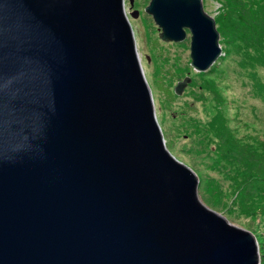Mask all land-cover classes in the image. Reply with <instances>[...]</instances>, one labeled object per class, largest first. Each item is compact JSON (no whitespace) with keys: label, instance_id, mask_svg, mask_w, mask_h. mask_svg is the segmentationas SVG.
Returning a JSON list of instances; mask_svg holds the SVG:
<instances>
[{"label":"water","instance_id":"obj_1","mask_svg":"<svg viewBox=\"0 0 264 264\" xmlns=\"http://www.w3.org/2000/svg\"><path fill=\"white\" fill-rule=\"evenodd\" d=\"M124 4L0 0V264H259L165 150ZM145 11L196 71L221 55L202 0Z\"/></svg>","mask_w":264,"mask_h":264},{"label":"rangeland","instance_id":"obj_2","mask_svg":"<svg viewBox=\"0 0 264 264\" xmlns=\"http://www.w3.org/2000/svg\"><path fill=\"white\" fill-rule=\"evenodd\" d=\"M149 1L125 0L123 13L164 148L197 176L200 204L254 236L264 264V0H202L222 49L205 72L190 64L189 30L179 42L160 38Z\"/></svg>","mask_w":264,"mask_h":264},{"label":"trees","instance_id":"obj_3","mask_svg":"<svg viewBox=\"0 0 264 264\" xmlns=\"http://www.w3.org/2000/svg\"><path fill=\"white\" fill-rule=\"evenodd\" d=\"M252 7V6H251ZM262 8H264V5H262L261 7H260V9H262ZM232 18H230V17H227V19H226V24L233 30V29H235L236 27H238L237 25V22L236 21H232L231 20ZM246 27H247V20H244V29H246ZM249 29H251V28H249ZM237 30H238V28H237ZM219 31V30H218ZM220 33V32H219ZM243 185H247V182H243ZM240 190V189H239Z\"/></svg>","mask_w":264,"mask_h":264},{"label":"bare ground","instance_id":"obj_4","mask_svg":"<svg viewBox=\"0 0 264 264\" xmlns=\"http://www.w3.org/2000/svg\"><path fill=\"white\" fill-rule=\"evenodd\" d=\"M124 6H125V4H124ZM132 26V25H131ZM218 59V58H217ZM216 59V60H217ZM141 66H142V69L144 68V66L141 64ZM226 104H230V105H232L233 107H235V103H233V102H231L230 100H229V102L227 103L226 102Z\"/></svg>","mask_w":264,"mask_h":264}]
</instances>
